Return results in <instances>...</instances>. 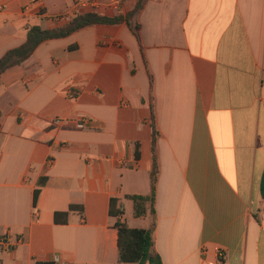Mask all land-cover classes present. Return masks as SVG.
<instances>
[{
    "label": "crops",
    "instance_id": "0c3cea01",
    "mask_svg": "<svg viewBox=\"0 0 264 264\" xmlns=\"http://www.w3.org/2000/svg\"><path fill=\"white\" fill-rule=\"evenodd\" d=\"M135 2L0 0V58L29 25ZM139 22L141 43L125 23L96 25L3 74L0 238L22 242L2 264H126L110 202L151 227L127 196L152 192V103L162 263L264 264V0H149Z\"/></svg>",
    "mask_w": 264,
    "mask_h": 264
},
{
    "label": "trees",
    "instance_id": "16d2710c",
    "mask_svg": "<svg viewBox=\"0 0 264 264\" xmlns=\"http://www.w3.org/2000/svg\"><path fill=\"white\" fill-rule=\"evenodd\" d=\"M149 0H136L134 8L124 13H119L113 17L106 16L97 12L74 13L64 17L66 24L54 29H42L38 25H29L27 29V39L21 46L9 50L0 58V84L3 74L9 69L23 65L43 43L62 39L71 36L85 28L96 25H119L125 23L133 32L138 42L141 43V25L139 16L144 10ZM151 121L153 127V154L154 167L151 172L152 192L148 196H127L128 200L134 203V216L151 219L149 229L130 228L122 220L124 211L120 206V200L111 199L110 215L115 219L114 226L118 230L119 240V260L126 264H163L161 257L155 250V232H156V194L159 178L158 161V138L160 136L157 128L154 104L151 105ZM261 193L264 198V177L261 183ZM36 204V202H35ZM150 205V208H148Z\"/></svg>",
    "mask_w": 264,
    "mask_h": 264
},
{
    "label": "built area",
    "instance_id": "2783aa9c",
    "mask_svg": "<svg viewBox=\"0 0 264 264\" xmlns=\"http://www.w3.org/2000/svg\"><path fill=\"white\" fill-rule=\"evenodd\" d=\"M78 127L82 129L85 127V124L81 123L78 125ZM21 242H22L21 238H14L10 234H7L6 236L0 238V249L12 250V249L16 248ZM223 256H224L223 251L219 250V258L223 259ZM57 262H58V260H57ZM0 264H2V263L0 262Z\"/></svg>",
    "mask_w": 264,
    "mask_h": 264
}]
</instances>
